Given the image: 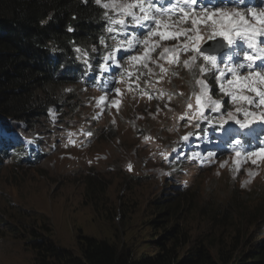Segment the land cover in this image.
<instances>
[{"label":"trees","instance_id":"16d2710c","mask_svg":"<svg viewBox=\"0 0 264 264\" xmlns=\"http://www.w3.org/2000/svg\"><path fill=\"white\" fill-rule=\"evenodd\" d=\"M87 1L0 0V131L4 133L0 135V169L4 171L9 164L15 165L14 168H21L23 165L38 168L52 166L47 165L51 163V158L65 155L62 149V128L82 129L87 135L85 143L95 142L97 151L96 143L102 136L108 137L120 128L122 131H130L138 121V129L131 132L135 148L134 156H130L133 167L129 170L125 162H122L119 169V174L130 186L138 188L158 177L165 157L173 149L182 154L181 158L173 160V164L178 166V177H164L167 180L164 179L161 185V195H154L150 199L132 191L130 195L124 193L119 201L123 208L129 209L131 215L137 210L149 213L144 227L152 228L147 243L152 247L151 253L136 252V255L133 249L127 250L117 241L84 237L80 242L81 253L75 254L53 241L46 222L41 224L38 221H27L40 218L33 217L32 209L23 208L19 201L13 199L4 202L0 198L1 209L7 211L3 212L7 214V218L0 217V237H6L13 245L19 242L16 244L25 246L27 254L30 255V264H264V231L260 228L254 238L250 232L244 235L239 225L236 228L235 224L238 222L234 221V215L230 213L236 203L240 206L245 203L244 189L251 191L257 182L264 179L261 167L263 163L257 162L260 155H247L248 151L257 150L256 146L264 141V125L255 117L249 118L254 123L246 129H241L232 120L223 125L216 122L221 115L227 118L228 112L243 120V111L237 114L235 110L237 107L242 108L243 103L248 104L243 101L235 103L230 94L221 92V84L226 89L230 87L227 83L229 78L226 75L224 79L217 80L215 77L219 73L212 70L211 65L197 54L194 63L210 69L204 79L216 84L211 86L208 83L213 99L220 100L222 108L220 112L206 109L205 116L208 119L202 122L196 119H179L186 111L188 102L195 104L191 91L198 87L196 75L193 74L194 70L192 76L183 67L184 61L195 54L193 51L178 50V55L174 53V56L172 54L166 60H160L162 47L159 46L147 67H144L140 62L128 60L129 55H140L143 52L142 46L133 53L125 52L121 48L116 56L121 67L118 68L109 61L107 65L111 66L106 65V69H101L100 65L105 63L103 57L113 51L116 41H122L124 36H117L114 41L111 38L113 34L105 31L109 26L105 13L112 17L113 11H108L96 1ZM207 3L222 10L236 11L245 18L254 17L249 9H255L256 14L264 13V0H213ZM253 25L258 29L264 28L257 23ZM131 31L133 30L129 29ZM101 37L105 41L103 45L100 43ZM142 37L143 35L139 38ZM255 38L260 39L262 47L251 51L249 55H256L259 49H264V36ZM186 43L194 47L191 41ZM226 57L224 54L218 57L220 70H227ZM173 59L176 60L175 63H171ZM243 59L244 56L227 62L229 67L240 63L246 65L245 68L237 70L236 75L240 79L231 86V90L253 97L259 104V97L249 90V86L264 91V81L255 75H264V67L258 64L248 69L249 61ZM157 65H162L166 71H162ZM71 66L75 70L70 69ZM249 72L253 76L249 77ZM117 88L120 89L119 94L122 92V103L118 106L111 103V97L119 95L115 92ZM107 95L108 101H100V97L107 98ZM245 111L259 116L264 113V106H248ZM143 116L145 118H141ZM10 123L15 124L14 130L6 127ZM139 123L149 125L139 127ZM228 130L229 135L226 133ZM141 131L148 136L139 134ZM188 133L193 135L187 141L182 140L181 137ZM243 133L245 135L242 136ZM21 134L24 136L18 140ZM257 137L262 138V141H256ZM193 141L202 144V152L199 151V146L195 151ZM236 141L245 142L247 148L253 144L244 151L241 146H235ZM161 153L165 155L162 156ZM210 153L214 155L209 159ZM172 156L175 157L176 154L173 153ZM199 157L204 171L219 168L224 172L228 171V174L231 172L234 178L254 171V177L248 180L249 188L242 185L232 186V198L223 201L212 198L202 219L208 220L209 224L204 225L202 221L200 225L197 222L198 232L195 233L190 222L180 220L181 217L175 213V209L178 206L194 209L192 196L196 190L192 187L193 178L185 187L181 186V178L188 171L190 161ZM238 165H241L240 169L235 171ZM80 168V173H73L80 175L91 168L84 179L86 194L92 206L103 202L110 204L106 196V186L96 180L108 177V172L93 174L96 171L93 167ZM148 169L151 171H147ZM40 171L45 172L44 169ZM11 172L9 171L5 179ZM18 173L23 172L15 170L9 177L10 183L18 178ZM255 188L258 189V186ZM209 189L213 191L209 195L215 197V188ZM257 196L260 203L264 194L258 192ZM143 200H146L145 207ZM258 206L259 204L252 205L251 210ZM252 212L249 211L246 218L239 220H247ZM256 214L258 220H264V213L258 211ZM234 229L237 233L233 232ZM226 234L231 235V239Z\"/></svg>","mask_w":264,"mask_h":264},{"label":"rangeland","instance_id":"374dc122","mask_svg":"<svg viewBox=\"0 0 264 264\" xmlns=\"http://www.w3.org/2000/svg\"><path fill=\"white\" fill-rule=\"evenodd\" d=\"M113 2L120 5L130 2V0H112V3ZM162 2L169 4V0H162ZM101 3H103V0H101ZM170 6L171 5L169 4L168 7ZM185 11L189 13V19L196 17L193 10L185 8ZM223 11L227 13L236 12L227 10ZM172 16H176V14L172 13ZM259 16L260 14L257 13L256 17ZM197 17H200V15ZM158 18L162 20L164 24L169 25L167 27L170 30L169 33L185 31L186 22H183L180 16L171 20L170 14L164 13ZM254 22L261 27H264V24H261L259 20L256 19ZM167 28L163 27V30L160 31H165ZM140 29L145 30L143 27H140ZM190 29L191 28H188L187 30ZM210 33L211 27L203 31L205 39H207ZM180 36L183 37L184 40L186 39L184 35ZM217 38L218 36L213 39L214 42ZM173 39H161L159 36L154 43L149 41V47L151 48L154 44H162L164 49H170L173 47ZM177 41L182 43L178 46V49H180L185 42L179 40ZM203 41L200 42V46ZM222 43L223 42H221L219 46H221ZM156 50L150 52V54L155 55ZM194 56H196V53L192 55V57ZM187 60L189 59L187 58ZM199 66L201 65L196 63H194L190 68L183 65L187 71H190L191 75L194 70L193 74L196 75V82L198 80H203L208 89H210V85L208 83H210L211 86H216V84L204 79V75L207 72L201 75L199 72ZM227 77L229 80L233 78L230 73L227 74ZM196 84L198 86L197 89L195 91H191L194 103V94L201 93V85L198 83ZM209 95L213 99L211 89ZM115 101L119 102L118 105L121 104V101ZM248 106L249 105H245V103L241 105L243 110H247ZM127 114L129 115V111ZM202 121L203 120H199V122ZM148 125V123H139V127ZM6 127L14 130L15 124L10 123ZM139 134H145L148 136L144 133V131H141ZM111 135L108 137L105 135L102 136V138L96 143V151L94 147L95 142L92 145L88 142L85 143L87 135L84 134L82 129L76 131L62 128V148L63 151L68 154L59 155L56 159L51 158V163L47 164L49 166L52 165L50 167L38 168L37 166L32 167L23 165L21 168H14L16 167L15 165L9 164L4 171L0 173L1 200L4 202L9 199L17 200L21 203L23 208L27 210L32 209V215H34L33 217L40 219L27 221H38L41 222V224L46 222V226L51 230V237L53 241L60 245L61 248L69 249L75 254L81 253L80 242L84 237L117 241L121 247L123 246V248L130 251L133 249L134 253L138 252V254H142L143 252L151 253L152 247L147 243L150 239L149 234L152 228L146 229L144 227V223L149 219V213L147 211L137 210L134 215H131L132 213L129 209L123 208V205H120L121 203L119 201H121V197L124 193L130 195L132 194V191L141 195H146L150 199H153L152 196L154 195H161V185L163 184L164 179H166L164 177H178V166L173 164V160L181 158L182 154L179 153L178 156L176 155L173 157V152H171L168 156H166L167 158L164 159L158 173L159 176L163 177L158 176L154 178L152 182L141 185L138 188L136 186L133 188L119 174L122 162H125L130 156H134L135 154L134 141L131 140V133L127 130L122 131L120 128ZM23 136L22 134L19 135L18 140L22 139ZM93 155H96L98 158L94 159ZM199 160L200 157L198 159L191 160L188 171H186V174L181 178L182 187L187 186L190 179L193 178L192 187L196 190V193H193L192 196L194 198L192 203L194 209H186L182 208V206H175V213L181 217L180 220L190 222L192 225L191 227L195 229V233L198 232L196 224L199 223L201 225L202 221L204 225L209 224L208 220L202 219L203 216H205V211H207V204L212 198H216L219 201L232 198L234 194V192L230 191L232 186L236 187V185H242L249 188V182L245 175L239 178H234L231 172H229L231 174L230 175L227 173L228 171L224 172V170L219 168L204 171L202 163H200ZM80 166H85L86 168L93 167L96 170L93 171V174H96L97 172H108V177L97 178L96 180L106 186V196L109 198L110 204L103 202L92 206V202L86 194V180L84 179V176L89 173L91 168L84 171V173L80 175L73 173H80ZM41 169H44L45 172L41 173ZM13 170L21 171L23 173H18V178L13 179L12 183H10L9 177L14 172ZM9 171L12 172L5 179V176L8 175ZM147 171H151V169H148ZM24 172H27V174ZM261 181L262 182H257L254 187L251 186L253 187L251 191L244 189L245 193H243V198L245 203L242 206H240L239 203H236L235 208H232V212H230L234 215V221L238 222V224H235L236 228L239 225L243 229L244 235L250 232L253 238L259 232L260 228L264 231V220H258V214H256L258 211L264 213V197L262 198V201L258 203L259 197L257 196L258 192H262L264 194V179ZM255 186H258V189L255 188ZM211 187L215 188V197L209 195V193H213V191H210L209 189ZM240 188L243 189L241 186ZM259 188H262V190ZM145 204L146 200H143V207H145ZM256 204H259V206L257 208L254 207L253 210H251L252 205ZM111 208L112 211H110ZM0 211V217L7 218V214L3 213L6 209L2 210L0 207ZM249 211H255V214L252 212V217H247V220H239V218H246ZM15 220L17 219L15 218ZM235 229L233 232L237 233L235 232ZM226 236L228 239H231V235L226 234ZM16 243L13 245V243L8 241L6 237H4V239L0 237V264H30L28 262L30 255L27 254V249L22 244ZM138 254L136 253V255Z\"/></svg>","mask_w":264,"mask_h":264},{"label":"snow or ice","instance_id":"6c2138e0","mask_svg":"<svg viewBox=\"0 0 264 264\" xmlns=\"http://www.w3.org/2000/svg\"><path fill=\"white\" fill-rule=\"evenodd\" d=\"M197 2L198 0H169V4L171 6L167 8L163 7L162 0H130V2L123 3L120 5H117L115 2L103 4L102 6L105 9H115V14L119 17L112 18L108 15L107 12L105 13V18L108 21L109 25L106 31L110 34H113L111 38L114 41H116L117 36L123 35L124 38L122 41H116L114 50L110 51L107 55L103 57L105 63H102L100 65V68L106 69L107 62L109 61H111L112 64L116 65V67H121L116 59V52L123 48L125 52L131 53L134 51H138L140 46H142L143 48L142 54L129 55L128 60L132 62H140L143 64L144 67H147V63L151 59L150 52L155 51L156 48L159 47L158 44H154L151 48L149 47L150 37L158 34L161 39H173L177 38L180 35H184L187 41H192L195 43V47H190L189 43H185L180 47L179 51H193L197 54L198 57H202L205 62L211 65L212 70H215L219 73L215 77L217 80L224 79L228 73L232 74L233 80L227 81L230 87L226 89L224 85L221 84L219 89L221 92L225 93L226 95L230 94L232 101L235 103L243 101L246 102L249 106H264V91H260L255 87L249 86V90L255 92L259 97V104H257L256 100L253 97L237 94L235 91L231 90V86L240 79L236 75L237 70L240 68H245L246 65L244 63H240L232 67L228 66L227 62L231 61L234 55H239L238 52H235L229 54L226 57L225 66L227 71L225 72L224 70H220L218 67V56L216 54H208L200 47V41L202 37L200 35V29L197 26L202 24L205 29L211 27V33L208 35V39L213 40L216 36H220L223 37V39L227 42L229 46L234 45L236 42L235 36L233 35V33H235L236 36H239L242 40L246 41L249 49L256 48L254 37L264 36V28H256L254 25L250 24V22L241 13H227L220 8H216L215 12L213 13H208L205 10V18L203 20H201L200 18H192L191 24L193 27L190 30L172 33H169L167 31H157V29L160 27L167 28L169 26L164 24V22L158 18L159 16L163 15L164 13H175L176 15L182 18L183 22H187L189 20V13L185 11V8H193ZM96 3L100 4L101 0H96ZM158 4L160 6H158ZM249 12H251L252 15L256 17L254 9H249ZM217 13L221 17L219 21L213 19V16H215ZM256 18L261 24H264V13L260 14V16ZM209 21L211 22L210 24ZM139 27H143L145 31L142 33H136L134 30ZM130 28L133 29V31L129 32ZM189 31L195 33V35H189ZM249 32L252 33V36L248 35ZM141 35L144 36L143 40L139 38ZM100 43L102 45L105 44L103 37L100 38ZM105 46L108 47L107 45ZM77 50L79 51V49ZM169 51V49L165 48L163 52L160 53V57L162 59L165 58V53ZM171 51L177 53L178 55V50L176 48H173ZM197 56L192 57L190 60H185V67L190 68L194 64ZM258 58H264V49H259L256 55H249L248 52L244 53V60L249 61V63L247 64L248 69L253 68L255 60ZM175 62V59L171 61V63ZM157 66L160 67L162 71H166V69H164L162 65ZM209 70L210 69L207 67L199 66V72L201 73V75H203ZM255 75L259 77L261 81H264V75H261L260 73H255ZM251 76H253V73L249 72V77ZM244 79L248 80V77H245ZM197 83L201 85V93L194 94L195 104H193L191 101L188 102L186 106V111L182 116L179 117V119L181 120H207L208 117L205 116V109H210L213 112L221 111L222 102L220 100H214L211 98V96L209 95L210 89L207 88L206 83L203 80H198ZM115 92L119 94L120 89H115ZM181 95H183V93H181ZM105 99V97H100V101H104ZM169 99H171L170 96ZM113 103L117 104L118 106L119 102L113 101ZM235 111L237 114L243 111L244 119H237L232 112H228L227 118L221 115L216 122L223 125L229 120H232L237 125H239L241 129H246L249 128L252 123H254L253 120L249 119L250 117H255L256 120L264 121V113H261L259 116H256L255 113L245 111L240 107H237ZM3 134L4 133L0 131V135ZM191 135H193V133H188L187 135L181 137V139L187 141ZM146 139L148 138L146 137ZM235 146L238 148L240 146V141H236ZM256 149L257 150L248 151L247 155H264V141L257 145ZM172 151L177 156L179 155V153H177L175 149H173ZM237 154L239 155V152ZM161 155L163 156L165 154L161 153ZM213 155L214 153H210L209 159ZM252 162L256 163L255 160H253ZM131 168L132 166L129 165V170H131Z\"/></svg>","mask_w":264,"mask_h":264},{"label":"clouds","instance_id":"9594fccd","mask_svg":"<svg viewBox=\"0 0 264 264\" xmlns=\"http://www.w3.org/2000/svg\"><path fill=\"white\" fill-rule=\"evenodd\" d=\"M114 1H115V0H114ZM83 2L87 3L88 1H87V0H83ZM115 12H116V11H115ZM115 12H114V13H115ZM158 38H159V36H152V37H151V40H152L153 42H155ZM159 46L162 47L163 45L161 44V45H159ZM157 48H158V47H157ZM163 50H164V48L162 47L160 53L163 52ZM169 50H170V49H169ZM141 54H142V53H141ZM141 54H140V55H141ZM150 56L152 57L151 54H150ZM159 59L161 60L160 54H159ZM70 69L75 70L74 66H71ZM115 100H119V101H121V103H122V92H121V94H119V95H117V96H112V97H111V103H113V101H115ZM151 116H153L152 112H151ZM141 118H145V117L143 116V117H141ZM137 123H138V121L133 125V127H132L131 130H130V133H131L132 131L138 129V125H137ZM69 130H70V129H69ZM79 130H80V128H79L77 131H79ZM9 133H10V132H9ZM9 133H8V135H9ZM62 140H63V139H62ZM141 140H143V138H142ZM91 145H92V144H91ZM62 149H63V148H62ZM199 151L202 152V144L199 145ZM63 153H64L65 155L68 154V153H66V152H64V151H63ZM93 158L96 159V158H98V157H97L96 155H93ZM257 162H259V163H263V165H261V167H263V172H264V155H260V157H259V159L257 160ZM129 165H131V166L133 167V162L131 161L130 157L125 161V166H127V167L129 168ZM222 165H223V163H222ZM240 166H241V165H238V166L235 168V171H239ZM121 167H122V166H121ZM131 169H132V168H131ZM245 176H246V178L250 181V180L254 177V171H248V172H246V173H245Z\"/></svg>","mask_w":264,"mask_h":264},{"label":"bare ground","instance_id":"6f19581e","mask_svg":"<svg viewBox=\"0 0 264 264\" xmlns=\"http://www.w3.org/2000/svg\"><path fill=\"white\" fill-rule=\"evenodd\" d=\"M94 2L96 1V0H93ZM206 1H213V0H205V2ZM245 2H247V1H244V3ZM240 4V3H239ZM100 5V4H99ZM243 5V4H242ZM258 7V6H257ZM261 9V8H260ZM255 10V9H254ZM263 11V10H262ZM261 11V12H262ZM181 20V19H180ZM105 25V24H104ZM108 26V25H107ZM105 31H106V29H105ZM262 38V37H261ZM210 42H211V40H209L208 39V37H207V39H205L204 41H203V43H202V45L200 46L201 48L204 46V44L205 43H208V44H210ZM97 43V42H96ZM216 44H219L220 42H215ZM262 43H264V42H262ZM221 46H219V47H216V48H220ZM262 47V46H261ZM69 49H70V47H69ZM205 51V50H204ZM63 52V51H62ZM66 52V51H65ZM206 53H208V54H218V53H216V52H207V51H205ZM156 53V52H155ZM63 54H64V52H63ZM251 71V70H250ZM136 76V75H135ZM73 81V80H72ZM75 83V82H74ZM66 87V86H65ZM113 91V90H112ZM113 93V92H112ZM146 96V95H145ZM141 97V96H140ZM142 100V99H141ZM143 101V100H142ZM144 102V101H143ZM67 106V105H66ZM69 106V105H68ZM63 110V109H62ZM65 111V110H64ZM59 117V116H58ZM1 118V117H0ZM46 118V117H45ZM2 120V119H1ZM6 123V122H5ZM45 123V122H44ZM9 125V124H8ZM39 125V124H38ZM41 125V124H40ZM39 125V126H40ZM7 126V125H6ZM13 126V125H12ZM16 128V127H15ZM26 128V127H25ZM20 129V128H19ZM229 129V128H228ZM235 129V128H234ZM27 131V130H26ZM236 131H238V130H236ZM227 135H229V133H230V131L228 130L227 132ZM240 133H242V132H240ZM25 134V133H24ZM233 135V134H232ZM236 135V134H235ZM242 136H243V134H242ZM258 136V135H257ZM253 138V137H252ZM35 140H37V138L35 139ZM40 142H41V139H40ZM228 144V143H227ZM230 144V143H229ZM259 145V144H258ZM12 148V147H11ZM30 151H33V150H30ZM29 152V151H28ZM35 152L37 153V151L35 150ZM27 153V152H26ZM34 155H37V154H34ZM30 159H31V157H30ZM17 163H19V162H17ZM18 165V164H17ZM19 166H21V165H19ZM4 170V169H3ZM0 171L2 172V170L0 169ZM0 172V173H1ZM1 212V211H0ZM1 233V232H0Z\"/></svg>","mask_w":264,"mask_h":264},{"label":"water","instance_id":"95a60500","mask_svg":"<svg viewBox=\"0 0 264 264\" xmlns=\"http://www.w3.org/2000/svg\"><path fill=\"white\" fill-rule=\"evenodd\" d=\"M215 42H223V46L220 48H214L213 46L209 45L208 43H205L204 46L202 47V49L207 51V52L219 53V52L228 48L227 44L224 43V40L221 37L217 38V40Z\"/></svg>","mask_w":264,"mask_h":264}]
</instances>
